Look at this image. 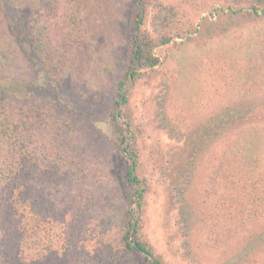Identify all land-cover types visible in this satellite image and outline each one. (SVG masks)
<instances>
[{"label":"trees","instance_id":"trees-1","mask_svg":"<svg viewBox=\"0 0 264 264\" xmlns=\"http://www.w3.org/2000/svg\"><path fill=\"white\" fill-rule=\"evenodd\" d=\"M2 2L15 13L28 14L29 57ZM71 2L70 30L59 50L40 25L44 9L52 11L56 0H0V264H137L134 258L139 264H167L142 238L148 186L137 174L140 149L130 113H112L107 160L90 155L70 119L52 114L28 90L32 61L43 86L105 91L117 72L108 49L123 42L112 27L131 2L126 70L115 86L116 108L128 106L126 84L143 76L142 70L158 72L154 50L174 37L184 39L167 48L179 80L178 99L184 96V103L194 105L202 96L253 92L264 88V0H257L258 7L228 6L224 13L217 8L216 22L205 18L190 29L178 26V12L161 2L154 33L142 28L149 0ZM242 113L221 105L218 119H208L217 122L219 137L230 120L237 122L221 150L232 159L235 179L229 193L228 183L223 184L220 196L221 204L231 202L224 208L234 206L221 214L220 232L236 236L244 227L264 223V125L243 124ZM183 246L193 254L189 243ZM245 264H254V258Z\"/></svg>","mask_w":264,"mask_h":264},{"label":"rangeland","instance_id":"rangeland-1","mask_svg":"<svg viewBox=\"0 0 264 264\" xmlns=\"http://www.w3.org/2000/svg\"><path fill=\"white\" fill-rule=\"evenodd\" d=\"M71 1L56 0V7L52 11L47 7L41 16L40 25L59 50L70 30ZM161 2L175 8L180 21L178 26L187 29L191 26L196 28L205 18L216 22L217 8L223 9L224 13L228 6H260L257 0H149L150 9L142 28L151 33H154V14ZM1 4L12 23L13 34L29 57L28 14L15 13L4 2ZM130 6L131 2L125 6L121 20L112 27L118 31L123 42L108 49L109 58L117 71L110 87L98 92L78 85H69L64 89L43 86L39 68L32 61L28 90L44 107L48 106L52 114L68 117L90 155L94 154L103 161L110 153L112 113L114 110L116 113L128 110L133 122L132 134L140 149L137 174L147 181L148 186L143 206L142 238L163 262L245 264L253 257L254 264H264L262 221L248 229L244 227L240 236L234 232H220H223L221 214L227 215L234 209V206L224 208L231 202L221 204V191L223 184L228 183L226 191L229 193L235 179L232 159L222 155L221 150L229 143L237 122L230 120L231 125L219 137L214 132L218 129L217 122L208 121L209 118L217 120L221 105H225L232 112L242 110L243 124L256 121L264 125V88L237 96L229 93L224 98L216 96L208 99L202 96V101L197 100L194 105L184 103V96L178 99L176 95L179 80L175 64L167 53V48L173 43L184 39L174 37L169 44L154 50L160 60L156 67L158 72L149 74L147 70H142L143 76L126 84L124 95L129 99L128 106L116 108L115 86L126 70L128 38L131 34ZM98 45L102 49L108 46L105 40H99ZM187 88L184 87V91ZM202 137H207V140L200 143ZM121 163L119 161L115 166L119 168ZM177 191L182 192L179 197ZM183 201L185 206L181 205ZM124 202L123 199L121 203ZM180 215L185 216V220ZM186 242L193 248V254L183 246ZM134 261L141 263L138 258H134Z\"/></svg>","mask_w":264,"mask_h":264}]
</instances>
